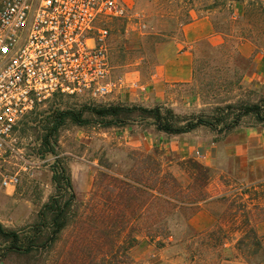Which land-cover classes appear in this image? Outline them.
I'll list each match as a JSON object with an SVG mask.
<instances>
[{
    "label": "rangeland",
    "instance_id": "374dc122",
    "mask_svg": "<svg viewBox=\"0 0 264 264\" xmlns=\"http://www.w3.org/2000/svg\"><path fill=\"white\" fill-rule=\"evenodd\" d=\"M249 1L264 2H239L242 5L241 14ZM129 3L127 17L111 23L108 41L112 76L122 77L126 85L130 83L126 78L130 74L141 81L150 79L160 62L162 46L168 42L180 41V25L191 21V9L195 11L193 17L208 13L215 29L224 30L228 34L233 30L230 8L224 0H129ZM250 45L255 52L264 51V48L256 50L254 45ZM238 47L230 36H224V43L218 48H211L206 41L199 42L192 82L174 88V107L158 103L144 108L170 109L173 115L182 120L201 119L209 125L200 127L217 134L227 133L241 124L264 126L252 113H246L247 108L256 105L261 114H264V94L254 80L253 57H246ZM83 104L58 99L38 106L19 125L13 150L8 151L0 160V225L7 231L15 232L20 240L18 250H13V243L0 235V263L55 264L64 259L65 245L74 236L73 226L67 227L59 235L52 248L36 249L28 254L22 253V238L28 236L30 227L38 222L37 214L54 193L51 182V166L54 161L65 163L67 156L63 153L71 149L75 150L74 155L80 157L85 148L83 142L77 139L79 127L68 120L57 132L55 155L43 152L42 139L49 133L48 129L52 126L50 122L56 113L79 110ZM87 105L92 108L110 104L103 99ZM83 118L92 122L95 120L88 113H84ZM134 122L151 124L150 120H141L135 114L128 124ZM141 156L150 155L130 151L112 143L106 150L93 153L89 158L96 159L98 165L107 167L110 173L123 176L130 173L134 160L138 161ZM155 160L163 173H171L183 187L191 183L186 174L185 161L179 162L170 171L162 167L158 159ZM104 171L102 169L96 175L94 184L102 179L101 173ZM14 175L19 179L17 186L5 189L2 186L3 178ZM206 188L202 187L201 192H205ZM91 194L77 196L75 210L79 214L90 203ZM222 201L210 202V209L218 219L212 229L177 233L176 241L158 239L162 245H158V241L141 239L130 251L133 264H221L227 259H237L245 264H260L264 257V247H253L252 239L245 235L248 229L245 219L247 214L242 202L230 197ZM193 211L195 208L185 210V217H190ZM144 220L145 218L139 223L144 224ZM180 238L182 239L179 240ZM232 239L237 242L233 244Z\"/></svg>",
    "mask_w": 264,
    "mask_h": 264
},
{
    "label": "trees",
    "instance_id": "16d2710c",
    "mask_svg": "<svg viewBox=\"0 0 264 264\" xmlns=\"http://www.w3.org/2000/svg\"><path fill=\"white\" fill-rule=\"evenodd\" d=\"M224 1L230 8L233 30L228 34L214 27L216 32L230 36L237 46L250 43L256 50L264 48V2L249 1L241 16L236 17L231 4L244 0ZM84 113L93 117L94 122L83 118ZM246 113H252L258 122L264 123V114L256 105L247 108ZM134 114L141 120H150V125L167 135L188 133L209 125L201 119L182 120L170 109L162 107L148 109L137 105L110 104L91 108L83 104L79 110L60 111L53 116L49 133L42 139L43 152L55 155L57 132L67 120L77 127L97 124L107 128L128 124ZM141 157L138 161L134 160L130 173L123 176L112 174L101 165L105 170L101 173L102 179L94 184L91 201L82 214L75 210L77 196L72 190L68 172L60 160H55L51 166L54 193L37 214L38 222L30 227L28 236L22 238V253L52 248L59 235L73 226L74 236L65 245V257L55 264H133L130 251L141 239L158 241V245H162L161 239L165 241L176 237L177 228L171 226L176 217L186 218L185 210L195 208L190 216L193 215L208 199L206 189L201 192V188L207 187L210 172L196 161H185L186 174L191 183L183 187L171 173L161 171L154 157ZM143 218L145 223H139ZM246 224L245 235L252 239V246L263 248L262 240L247 221ZM0 235L13 243L11 249L18 250L20 240L15 232L7 231L0 225ZM260 264H264V257Z\"/></svg>",
    "mask_w": 264,
    "mask_h": 264
},
{
    "label": "crops",
    "instance_id": "0c3cea01",
    "mask_svg": "<svg viewBox=\"0 0 264 264\" xmlns=\"http://www.w3.org/2000/svg\"><path fill=\"white\" fill-rule=\"evenodd\" d=\"M231 9L237 16L241 14L242 5L232 3ZM189 13L191 21L180 25V41L168 42L160 49V62L150 79L141 81L134 74L127 75L130 83L126 89L107 96L105 103L142 107L165 103L174 107V88L192 82L197 44L206 41L211 48H218L224 43V36L216 32L208 13L199 17H193L192 9ZM238 49L246 57H253L254 80L264 94V51L255 52L249 43L240 44ZM77 134V139L85 146L81 156L74 155L72 149L63 153L67 156L63 165L76 196H88L96 175L103 169L96 159L90 160V155L106 150L112 143L153 156L170 171L179 162L193 160L210 172L206 188L208 199L190 217H176L171 224L176 226V232L212 229L217 219L210 202L230 197L242 202L246 221L264 244V126L241 124L222 134L198 127L188 133L167 135L150 124L134 122L107 128L91 124L79 127ZM170 239L176 241V237ZM221 264L245 263L227 259Z\"/></svg>",
    "mask_w": 264,
    "mask_h": 264
},
{
    "label": "built area",
    "instance_id": "2783aa9c",
    "mask_svg": "<svg viewBox=\"0 0 264 264\" xmlns=\"http://www.w3.org/2000/svg\"><path fill=\"white\" fill-rule=\"evenodd\" d=\"M129 10V0H0V160L41 104H90L126 89L112 76L108 41ZM18 181L7 176L2 186Z\"/></svg>",
    "mask_w": 264,
    "mask_h": 264
}]
</instances>
